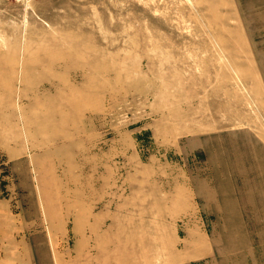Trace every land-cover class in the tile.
<instances>
[{
  "label": "rangeland",
  "instance_id": "rangeland-1",
  "mask_svg": "<svg viewBox=\"0 0 264 264\" xmlns=\"http://www.w3.org/2000/svg\"><path fill=\"white\" fill-rule=\"evenodd\" d=\"M214 4L0 0V264H73L86 223L152 257L166 214L182 264H264V0Z\"/></svg>",
  "mask_w": 264,
  "mask_h": 264
},
{
  "label": "crops",
  "instance_id": "crops-1",
  "mask_svg": "<svg viewBox=\"0 0 264 264\" xmlns=\"http://www.w3.org/2000/svg\"><path fill=\"white\" fill-rule=\"evenodd\" d=\"M198 1V0H197ZM203 1V0H202ZM215 1V9L225 7V3L228 0H211ZM212 8V7H211ZM224 19V18H223ZM223 20L220 23H226ZM184 193V191L182 190ZM186 200L187 197L185 196ZM131 204L126 201V204H120L118 210L125 211ZM122 208V209H121ZM169 209V208H168ZM171 211V210H170ZM147 211L144 210V216H147ZM157 216L163 217V210H155ZM171 219H160L161 224L154 225L150 231L159 232L163 229L168 231L169 240L163 242L162 240L155 241L158 243L155 247L158 251L165 249V251L158 252L154 256L148 257L147 248V232L150 228L145 224L126 225V224H114L106 227V232L115 233V235L101 236L98 234L97 224L86 223L81 230L75 232V250L73 264H182L185 261H189L188 254H192L195 249L193 244L186 242L183 247L186 249H177L178 241L174 234L176 233V225H174L175 217L179 214H166ZM131 233H134L132 236ZM136 234V235H135ZM100 239H102L100 241ZM150 247V246H149ZM204 249L209 248L205 244ZM191 251V252H190ZM15 260V264H18V257L11 258V261ZM56 261L62 264V260L57 258Z\"/></svg>",
  "mask_w": 264,
  "mask_h": 264
}]
</instances>
